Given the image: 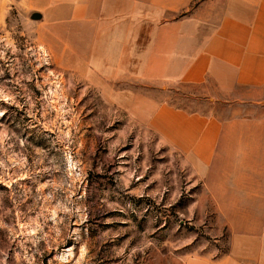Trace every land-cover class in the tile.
Wrapping results in <instances>:
<instances>
[{
	"label": "rangeland",
	"instance_id": "1",
	"mask_svg": "<svg viewBox=\"0 0 264 264\" xmlns=\"http://www.w3.org/2000/svg\"><path fill=\"white\" fill-rule=\"evenodd\" d=\"M16 2L0 0V264H260L237 247L262 221L214 202L183 156L113 100L130 88L229 118L252 110L244 92L228 102L75 72Z\"/></svg>",
	"mask_w": 264,
	"mask_h": 264
},
{
	"label": "crops",
	"instance_id": "2",
	"mask_svg": "<svg viewBox=\"0 0 264 264\" xmlns=\"http://www.w3.org/2000/svg\"><path fill=\"white\" fill-rule=\"evenodd\" d=\"M16 7L33 15L37 40L75 72L91 70L110 83L196 87L228 102L244 92L252 110L229 118L130 88L113 100L183 156L214 202L245 204L247 218L262 221L237 249L258 253L263 264L264 0H17Z\"/></svg>",
	"mask_w": 264,
	"mask_h": 264
}]
</instances>
